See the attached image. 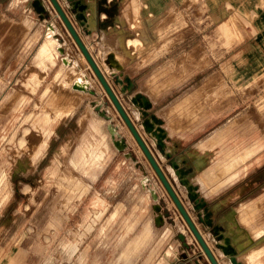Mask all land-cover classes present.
I'll use <instances>...</instances> for the list:
<instances>
[{
  "label": "rangeland",
  "instance_id": "374dc122",
  "mask_svg": "<svg viewBox=\"0 0 264 264\" xmlns=\"http://www.w3.org/2000/svg\"><path fill=\"white\" fill-rule=\"evenodd\" d=\"M44 1L48 14L41 17L34 0H0V264H213L58 8ZM57 1L219 264L233 262L218 247L215 226L229 228L222 219L236 207L251 206L250 220L239 223L240 242L262 243L264 0H95L100 24L90 30L74 2ZM50 35L59 41L58 55L44 69L35 57ZM111 46L125 66L118 75L106 60ZM71 59L93 92L70 87L75 72L62 66ZM136 92L153 102L144 115L131 99ZM99 104L109 120L97 117ZM153 114L170 132L166 148L143 125ZM110 123L123 149L114 144ZM255 142L263 151L246 157ZM87 143L105 159L80 160ZM194 155H203L206 168L220 176L203 191ZM233 155L241 161L224 172ZM175 164L206 197L214 226L200 220L202 210ZM247 177L258 183L254 199L222 208L220 197ZM257 259L264 264V247Z\"/></svg>",
  "mask_w": 264,
  "mask_h": 264
},
{
  "label": "bare ground",
  "instance_id": "6f19581e",
  "mask_svg": "<svg viewBox=\"0 0 264 264\" xmlns=\"http://www.w3.org/2000/svg\"><path fill=\"white\" fill-rule=\"evenodd\" d=\"M44 5H46L45 1L44 0H40ZM75 1H78V0H73L71 2H74L75 4ZM46 8H48V6H46ZM88 9L91 11V14L89 16L86 17L85 19V22H86V26L89 28V29H94L96 26H97V16H96V13H97V8H96V2L95 0H89V3H88ZM53 30H49V32L52 33ZM31 34V33H30ZM29 34V35H30ZM35 34V33H34ZM29 35L26 37L28 38ZM53 35V34H51ZM48 36L46 37L43 42L41 43V45L39 46L38 50H37V53H36V62L38 64L41 65V67H43L44 69H46V65L48 62H51L52 63H56V60H57V55H58V44H59V41L54 38V36ZM47 36V35H46ZM33 37V35H32ZM35 37V36H34ZM104 37V35H103ZM39 38V37H38ZM34 39V38H33ZM32 39V40H33ZM37 39V38H36ZM35 39V40H36ZM31 40V39H30ZM31 40V41H32ZM34 42V40H33ZM35 43V42H34ZM28 44V43H26ZM31 44V43H29ZM30 46V45H29ZM28 46V47H29ZM115 46H111V48H109L106 52V60H107V63L109 65V69L112 71L111 73L112 74H115L118 70H120L122 68V64H121V60L119 58V55H118V49L117 48H114ZM67 61V59H65V62ZM71 65L72 68H73V71L75 72L74 75L75 77H72L70 78V87L75 90V91H78V92H93L91 91V85H90V81L89 79L87 78L86 74L84 71L80 70V72H76L78 70L75 69L76 68V65H77V62L76 61H73V62H69V63H66L64 64L62 67H67ZM67 73V72H66ZM63 75V73H62ZM36 75H33L32 77H30V81L28 83L31 82V79L33 80L35 78ZM67 76V75H66ZM65 77V76H64ZM40 78V77H38ZM64 79V78H63ZM122 79H119V82H121ZM130 84H132V81H130ZM128 87V83L126 86H122L123 89H127ZM131 99L134 103V106L139 109L140 111V115H144L147 113V111L153 106V103H152V100L150 99L149 96L147 95H144L142 92H136L134 93L132 96H131ZM97 108V111L99 112V114L106 118L107 120H109V117H108V113L106 111V109L102 108V105L99 104L96 106ZM101 117V118H102ZM100 118V119H101ZM103 118V119H104ZM100 122V121H99ZM111 122V121H110ZM94 123V122H93ZM162 119L156 115V114H153L151 116H149L144 122H143V125L146 129V131H148V133L150 134L151 137H153L156 142L160 145H162L163 148H166V143H165V138L167 137V133H166V130L165 128H163L162 126ZM107 128L111 134V138L114 142V144L120 148V149H123L125 144L123 142V140L121 138H119L118 136V130H117V127L113 124V123H110V124H107ZM92 129V127H91ZM93 130V129H92ZM95 134V133H93ZM219 136V133L217 132L215 135L212 136V138H218ZM221 138V137H220ZM93 139V138H92ZM91 139V140H92ZM212 139V140H213ZM90 140V141H91ZM219 140V139H218ZM89 141V140H87ZM86 141V142H87ZM211 141V140H210ZM217 141V140H216ZM214 142V141H213ZM93 143V142H92ZM99 143V142H98ZM204 143V142H202ZM214 144V143H213ZM91 144H88L86 146L83 147L82 151H81V154H80V160H87L86 158L89 156V155H94L92 156V158L95 157L96 159V162L99 161V160H102V159H105L104 157H102V154L98 152V155H97V150H98V147H94L91 145ZM207 145V144H206ZM101 146V144H100ZM249 146V145H248ZM247 146V147H248ZM246 147V146H245ZM103 148V147H102ZM223 148V147H222ZM229 148V147H228ZM249 149H246L247 150V154H246V157H252L253 155L257 154L259 151H263V146L260 142H257V143H253L251 145V147H248ZM263 148V149H262ZM197 149V148H196ZM203 149V148H202ZM231 149V148H230ZM101 152L104 151V149H101ZM107 150V149H106ZM198 150V149H197ZM224 150V148H223ZM228 150V149H227ZM196 151V150H195ZM203 151V150H202ZM225 151V150H224ZM234 151H235V148H234ZM241 151V150H240ZM107 152V151H106ZM222 152V151H221ZM224 153V152H223ZM243 153V152H241ZM261 153V152H260ZM259 153V154H260ZM196 154V153H195ZM221 154V153H219ZM225 154V153H224ZM223 154V155H224ZM244 154V153H243ZM222 155V156H223ZM236 155V154H235ZM105 156V155H104ZM220 157V156H218ZM233 157H235L233 155ZM258 157V156H257ZM102 158V159H101ZM215 158V157H214ZM223 158V157H221ZM230 160H228L227 162L224 161V163L222 164V168L225 169L224 172H226V170H230V169H234V168H237V165L238 163L241 161V158L239 157H235V158H229ZM180 160V159H179ZM214 160V159H213ZM259 160V159H258ZM105 161V160H104ZM181 161V160H180ZM260 161V160H259ZM91 162V161H90ZM101 162V161H100ZM103 162V161H102ZM191 162V161H190ZM92 163V162H91ZM100 164V163H99ZM221 164V163H220ZM242 164V163H241ZM240 164V165H241ZM90 165V164H88ZM87 165V166H88ZM98 166V165H97ZM194 166V169L196 171L199 172V175L197 176V178L195 179L199 186H198V189H201V191H203L206 187V185L210 184L212 181L214 182L215 181V178H216V173H218L215 169H212V168H206L205 166V159H204V156L203 155H194L193 157V165ZM212 167V166H211ZM221 167V166H220ZM239 167V166H238ZM97 168V167H96ZM94 168L93 171L96 169ZM85 169H87L85 167ZM89 169V168H88ZM221 169V168H220ZM84 170V169H83ZM223 170V169H222ZM86 171V170H85ZM91 171V170H90ZM96 171V170H95ZM93 173V172H92ZM176 173L179 177V179L182 181V183L186 186V188L188 189V191L190 193H192L193 195H198V191L195 190V184L193 183L192 179H188V177H185L188 173L187 169L182 167V166H179L177 169H176ZM94 174V173H93ZM96 174V173H95ZM222 174V173H221ZM218 177L219 176V173H218ZM229 177V176H228ZM225 178V177H224ZM227 179V178H226ZM224 180V179H223ZM217 181V180H216ZM218 186V185H217ZM216 186V187H217ZM82 187V186H81ZM203 188V189H202ZM81 190V189H79ZM214 190V189H213ZM86 191V190H85ZM208 191V190H207ZM205 191V192H207ZM218 191V190H217ZM216 191V192H217ZM210 192V191H209ZM208 192V193H209ZM248 204H243L242 206H239V207H236L235 209L231 210L230 212H228L226 215H222L223 216V222L227 224V226L229 228H226L227 229H221L218 227V230L220 232V243H219V248L223 251V253H225L226 255H228L230 258H231V261L233 262L232 264H238V263H241V264H263L261 262V260L257 259L260 251L263 249L264 247V241L262 243H257L256 245H253V246H249V245H245L246 242H240L241 240H239L241 236H243V232L241 231V228L239 226V223H241V221H245V220H250L251 216H249V213L247 212L248 209L251 208V206L249 207ZM249 208H248V207ZM249 216V217H248ZM264 221V220H263ZM258 222V221H257ZM260 222V221H259ZM262 222V221H261ZM263 223V222H262ZM264 228V227H263ZM227 230H230L234 232V236L232 237L230 235V233H228ZM260 232V231H259ZM258 233V232H257ZM256 234V233H255ZM253 234V235H255ZM259 234V233H258ZM263 234V233H262ZM252 235V236H253ZM246 237V236H245ZM257 237V236H256ZM239 238V239H238ZM256 239V238H254ZM243 240V239H242ZM247 241V240H246ZM250 241V240H249ZM261 241V240H260ZM248 243V241H247ZM230 264V263H228Z\"/></svg>",
  "mask_w": 264,
  "mask_h": 264
},
{
  "label": "water",
  "instance_id": "95a60500",
  "mask_svg": "<svg viewBox=\"0 0 264 264\" xmlns=\"http://www.w3.org/2000/svg\"><path fill=\"white\" fill-rule=\"evenodd\" d=\"M54 2V4L56 5V7L58 8L60 14L62 15L64 21L66 22V24L68 25L69 29L71 30L72 34L74 35L76 41L78 42V44L80 45L83 53L85 54V56L87 57L88 61L90 62V64L92 65L94 71L96 72V74L98 75V77L100 78V80L102 81V83L104 84L105 88L107 89L110 97L112 98V100L114 101V103L116 104L118 110L120 111V113L122 114V116L125 118V120L127 121V123L129 124V126L131 127L132 131L134 132L138 142L140 143V145L142 146V148L144 149V151L146 152V154L148 155L149 159L151 160V162L153 163L154 167L156 168L157 172L159 173L160 177L163 179L168 191L170 192L171 196L173 197V199L175 200V202L177 203V205L179 206V208L181 209L182 213L184 214V216L186 217L188 223L190 224V227L192 228L193 232L196 234L197 238L199 239V241L201 242L202 246L204 247L206 253L208 254L209 258L211 259V261L213 262V264H219L218 260L216 259L215 255L213 254L212 250L210 249V247L207 245V243L205 242L202 234L199 232L198 228L196 227L194 221L191 219V217L189 216L188 212L185 210L184 206L182 205L178 195L175 193V191L173 190V188L171 187L170 183L168 182V180L166 179L165 175L163 174V172L161 171L160 167L158 166V163L156 162V160L154 159L152 153L150 152V149L148 148V146L146 145V143L142 140L140 134L138 133V131L136 130L134 124L132 123L130 117L128 116L127 112L125 111L124 107L122 106L120 99L118 97V95L113 91V89L110 87V85L108 84V82L106 81L102 71L100 70V67L98 66V64L96 63L94 57L91 55L88 47L84 44V42L82 41V39L80 38V36L78 35V33L76 32V30L74 29L72 23L70 22V20L68 19L66 13L63 11L62 7L60 6V4L58 3L57 0H52ZM73 1V0H70ZM34 6L36 7V10L40 13L41 17H44V15L48 14V9L45 7V5L40 1V0H34ZM75 9L78 10V17L84 22L86 19L85 16V11L88 8L87 3H84L83 0H78L75 1V5L73 6ZM162 146V145H161ZM176 167H178L177 164H175ZM190 197H192L193 200H196V208H201L203 206L202 203H200L197 199L196 195H193L192 193L189 192ZM157 198V196H155ZM160 209V207L158 208ZM212 212L206 213V218L207 220H204L203 217H201L202 221H205L208 225H213V220L211 218ZM163 220V216L159 215V218L157 221H162ZM218 228L216 227V230ZM180 238L182 239L185 247L189 248L191 245L190 243H188L187 239H186V235L184 233H180ZM219 245V244H218ZM198 264L199 263L198 261ZM241 264V263H238Z\"/></svg>",
  "mask_w": 264,
  "mask_h": 264
},
{
  "label": "crops",
  "instance_id": "0c3cea01",
  "mask_svg": "<svg viewBox=\"0 0 264 264\" xmlns=\"http://www.w3.org/2000/svg\"><path fill=\"white\" fill-rule=\"evenodd\" d=\"M112 1H115V0H109V2H112ZM85 3H87V5H88L89 2H86L85 1ZM46 6H48V5H46ZM87 10H88V8H87ZM104 17H105V15H104ZM97 24H100L99 17H97ZM71 62H72V59H71ZM124 69H125V66H123L120 70H118L115 74H112V75H118V73L120 71L124 70ZM139 73L140 72H138V74ZM128 77H129V80L132 81V83H133V80H134L135 75L133 77H131V76H128ZM119 79H122V78H119ZM119 83H123L124 84V81L122 80ZM126 85H127V83H126ZM96 115H97V117H100L98 111H97ZM159 117L162 119V122H163L162 123V126H163V128H165L166 133H167V136H169V133L170 132L167 129L168 127L164 124V121H163L162 116H159ZM165 140H166V138H165ZM255 143H257V142H255ZM257 184H258L257 182H254L253 183V180L250 177L249 178L247 177L244 180L240 179V181H234L232 183V185L230 186V188H229L230 190L227 191V193L223 194L222 197H220V201H221V204L220 205L222 206V208H224V207H232L233 206L232 204L236 203L237 200L242 199L243 197H247L246 199H248V197H249V199H251V200L254 199L255 196H253V195H255L256 192H254V194H253V191L252 190L255 188L254 186H256ZM256 195H258V194H256ZM202 200L205 201L206 200V197H202ZM206 203H208V202H206ZM209 210H212V209L209 207Z\"/></svg>",
  "mask_w": 264,
  "mask_h": 264
},
{
  "label": "flooded vegetation",
  "instance_id": "af4514ba",
  "mask_svg": "<svg viewBox=\"0 0 264 264\" xmlns=\"http://www.w3.org/2000/svg\"><path fill=\"white\" fill-rule=\"evenodd\" d=\"M197 199H198V201L200 202V203H202L203 204V206L201 207V208H199L200 210H202V212L201 211H199V215H200V220H201V217H203L204 218V220H207V218H206V213H209V212H212L211 210H209V207H208V205H207V203L204 201V200H202V197L200 196L199 197V194L197 195ZM195 202H196V200H194ZM197 205V204H196ZM208 207V208H207ZM207 208V209H206ZM212 216V215H211ZM212 218V217H211ZM213 220V219H212ZM202 221V220H201ZM203 222H205V221H203ZM206 223V222H205ZM207 224V223H206ZM209 226H214V222H213V225H209ZM216 227L217 226H215V232H216ZM218 228V227H217ZM217 233H218V237L220 238V232H219V230L217 229ZM187 237V236H186ZM218 244H219V241H218ZM218 247H219V245H218ZM197 262H198V260H197ZM200 263V262H199Z\"/></svg>",
  "mask_w": 264,
  "mask_h": 264
}]
</instances>
